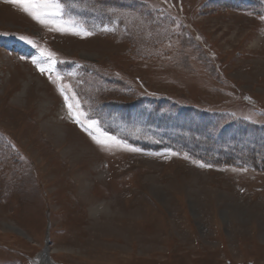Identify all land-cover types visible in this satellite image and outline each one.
Wrapping results in <instances>:
<instances>
[{
  "label": "rangeland",
  "instance_id": "rangeland-1",
  "mask_svg": "<svg viewBox=\"0 0 264 264\" xmlns=\"http://www.w3.org/2000/svg\"><path fill=\"white\" fill-rule=\"evenodd\" d=\"M62 2L0 0V264H264V0Z\"/></svg>",
  "mask_w": 264,
  "mask_h": 264
},
{
  "label": "snow or ice",
  "instance_id": "snow-or-ice-1",
  "mask_svg": "<svg viewBox=\"0 0 264 264\" xmlns=\"http://www.w3.org/2000/svg\"><path fill=\"white\" fill-rule=\"evenodd\" d=\"M6 2L13 4L20 8L22 11L31 16L34 20L38 21L41 24H44L48 21H55L57 19L62 18L64 12V4L62 0H6ZM58 30L64 31L66 30L64 26L59 25ZM24 39V37H21ZM31 43V41H29ZM41 55L44 56V52L41 51ZM53 54L48 53V57L51 58ZM34 64H37V67L40 68L41 72H44L45 69L41 68L36 60L32 61ZM51 78V77H50ZM64 89L61 88V92L63 93ZM67 99V97H66ZM71 110V105L69 106ZM79 123V119H77ZM94 125L95 122H92ZM93 139L96 140L98 144L108 145L111 141L116 145H119L121 142L115 140L114 137H106V139H98L93 136ZM132 151H139L138 149H131ZM203 166V165H202Z\"/></svg>",
  "mask_w": 264,
  "mask_h": 264
},
{
  "label": "bare ground",
  "instance_id": "bare-ground-1",
  "mask_svg": "<svg viewBox=\"0 0 264 264\" xmlns=\"http://www.w3.org/2000/svg\"><path fill=\"white\" fill-rule=\"evenodd\" d=\"M65 112V111H64ZM62 115H64V113L62 112V109H60V111H59V113H58V115H57V118H56V120H57V123H62V118H63V116ZM70 128H71V125H68ZM73 129V128H72ZM74 130V129H73ZM78 133V137L80 138V140H82L80 143H78V145L77 144H75V143H73L74 145H76L77 146V150H78V152H82V153H84V154H86V153H91V155H92V158H93V160L94 161H98V157H97V153H93V151H92V149L91 148H93V144H92V142L91 141H89V140H87V139H85V138H83V135L80 133V132H77ZM98 176V175H97ZM91 177V176H90ZM88 182V181H87ZM86 184V183H85ZM83 192V191H82ZM102 201V200H101ZM99 204V203H98ZM102 207H105L104 209H107L108 210V206H104L102 203H100L99 205H95V206H92L91 205V209L90 210H92L94 213H97V212H99L100 211V209L102 208ZM107 207V208H106ZM110 211V210H109ZM106 212V211H105ZM8 228H10V229H15L12 225H10V224H7L6 225ZM47 253L46 252H43L39 257H38V261H40L38 264H50L49 262H48V260H47Z\"/></svg>",
  "mask_w": 264,
  "mask_h": 264
}]
</instances>
